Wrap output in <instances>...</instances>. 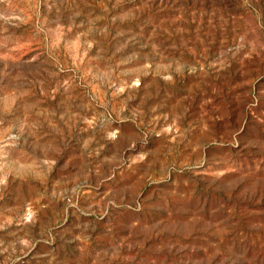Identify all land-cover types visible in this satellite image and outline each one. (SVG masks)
Masks as SVG:
<instances>
[{
  "label": "rangeland",
  "instance_id": "rangeland-1",
  "mask_svg": "<svg viewBox=\"0 0 264 264\" xmlns=\"http://www.w3.org/2000/svg\"><path fill=\"white\" fill-rule=\"evenodd\" d=\"M0 264H264V0H0Z\"/></svg>",
  "mask_w": 264,
  "mask_h": 264
}]
</instances>
